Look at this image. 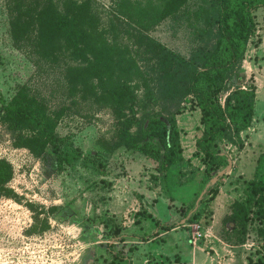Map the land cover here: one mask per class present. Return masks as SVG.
Instances as JSON below:
<instances>
[{
	"label": "rangeland",
	"instance_id": "rangeland-1",
	"mask_svg": "<svg viewBox=\"0 0 264 264\" xmlns=\"http://www.w3.org/2000/svg\"><path fill=\"white\" fill-rule=\"evenodd\" d=\"M95 1L104 37L127 46L142 65L151 56L150 40L187 57L199 44L195 33L202 23L191 13L200 0H188L176 20L147 22L138 30L133 29L134 7H153L160 0ZM256 14L245 77L233 80L234 85H257L254 123L243 133L241 151L222 141L231 169L215 173V182L199 192L204 164L195 145L201 132L198 108L188 103L178 115L184 160L167 173L159 171L142 153L117 145L113 110L80 87L75 90L63 56L41 59L15 45L6 0H0V157L14 166L10 185L17 194L0 198V264H251L263 258L253 230L242 245L222 238V218L244 195V181L264 179V8ZM141 38L145 45L138 44ZM23 87L57 116L56 131L72 142L70 161L60 163L51 146L35 156L14 144L1 119L2 101ZM217 183V197L204 201ZM166 223L176 227L165 230ZM196 224L206 237L194 243Z\"/></svg>",
	"mask_w": 264,
	"mask_h": 264
},
{
	"label": "trees",
	"instance_id": "trees-1",
	"mask_svg": "<svg viewBox=\"0 0 264 264\" xmlns=\"http://www.w3.org/2000/svg\"><path fill=\"white\" fill-rule=\"evenodd\" d=\"M160 1L153 7L133 6L134 30L148 27L147 22L176 20L188 0ZM200 2L191 13L202 23L195 33L199 44L191 54L181 55L150 40L146 65L127 46L104 37L95 0H6V5L15 45L41 59L56 61L63 56L66 76L75 90L80 87L113 110L117 145L142 153L159 171L167 173L184 160L178 115L188 103L198 108L201 132L195 145L204 164L201 192L228 164L222 141L241 151L243 133L254 123L257 85H234L233 80L245 77L243 62L257 30L256 11L264 8V0ZM138 44L146 43L141 38ZM2 102L1 119L16 146L35 156L51 146L60 163L70 161L72 142L56 131L57 116L50 114L42 100L23 87L10 101ZM13 177V164L0 157V198H17L10 185ZM244 184V195L231 203L222 218V238L242 245L255 231L263 258L250 263L264 264V179H248ZM218 193L217 183L204 201H213ZM144 214L154 218L150 211ZM174 227V223L163 224L165 230Z\"/></svg>",
	"mask_w": 264,
	"mask_h": 264
},
{
	"label": "built area",
	"instance_id": "built-area-1",
	"mask_svg": "<svg viewBox=\"0 0 264 264\" xmlns=\"http://www.w3.org/2000/svg\"><path fill=\"white\" fill-rule=\"evenodd\" d=\"M221 102L224 103V97L222 98ZM192 237H193V242L194 243H196L197 241H199V240L203 239L204 237H206V233L202 232L200 224H196L195 225V229H194V231L192 233Z\"/></svg>",
	"mask_w": 264,
	"mask_h": 264
},
{
	"label": "water",
	"instance_id": "water-1",
	"mask_svg": "<svg viewBox=\"0 0 264 264\" xmlns=\"http://www.w3.org/2000/svg\"><path fill=\"white\" fill-rule=\"evenodd\" d=\"M228 160H229V164H228L227 168H225V169L219 171V174H218V175L223 174L224 172H227L229 169H231V166H232V159L229 158ZM217 177H218V176H215L214 178H211V180L207 183V187L210 186L211 184H213L212 182H215V180H216Z\"/></svg>",
	"mask_w": 264,
	"mask_h": 264
},
{
	"label": "crops",
	"instance_id": "crops-1",
	"mask_svg": "<svg viewBox=\"0 0 264 264\" xmlns=\"http://www.w3.org/2000/svg\"><path fill=\"white\" fill-rule=\"evenodd\" d=\"M250 128H251V127H250ZM250 128H249V129H250ZM247 131H248V130H247ZM193 247H194V249H195V247L197 248V247H198V244L194 245ZM200 249L203 250V247H200ZM192 261H194V263L197 262V260H196V258H195L194 256H193V258H192Z\"/></svg>",
	"mask_w": 264,
	"mask_h": 264
}]
</instances>
